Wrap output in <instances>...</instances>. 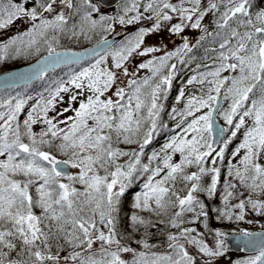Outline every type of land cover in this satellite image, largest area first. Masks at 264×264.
Instances as JSON below:
<instances>
[{"label": "snow or ice", "instance_id": "obj_1", "mask_svg": "<svg viewBox=\"0 0 264 264\" xmlns=\"http://www.w3.org/2000/svg\"><path fill=\"white\" fill-rule=\"evenodd\" d=\"M253 8L254 0H207L206 5L202 0H118L116 14L105 15L92 0H0V30L16 20L30 23L26 31L0 43V62L46 52L28 71L6 80L27 82L59 64H79L85 57L91 61L38 100L22 124V102L0 112V264H197V257L202 264H213L227 254L228 233L216 230L210 246L204 233L185 225L207 220L198 194L209 199L216 194L217 165L241 129L243 138L227 165L223 208L213 211L217 220L237 222L245 219L247 208L264 215V8ZM209 14L214 17L212 31L203 24ZM174 19L178 22L172 23ZM143 21L152 26L125 34L121 41L108 38L117 24ZM165 24L172 35L188 27L199 30L197 45L211 38L216 46L210 49L213 62L204 71L198 65L187 81L201 85L200 95L185 100L180 92L177 103L183 101V107L170 113L175 134L144 164V148L164 110L161 101L196 47L185 37L171 51L166 45L145 46V38ZM94 37L93 47L83 51L63 45L64 40ZM134 57L150 58L130 72L126 65ZM139 70L149 75L137 78ZM121 76L128 78L124 86ZM66 85L78 90L70 104L78 95L84 99L77 108L49 117L61 94L69 92ZM70 110L73 115L58 118ZM217 117L227 127L218 126ZM37 123L43 127L34 132ZM140 179L143 184L128 215L131 233L125 236L120 230L122 198ZM152 229L164 236L163 252L154 251L158 245L149 242ZM232 235L255 252L234 264H264V233L241 230Z\"/></svg>", "mask_w": 264, "mask_h": 264}, {"label": "trees", "instance_id": "obj_2", "mask_svg": "<svg viewBox=\"0 0 264 264\" xmlns=\"http://www.w3.org/2000/svg\"><path fill=\"white\" fill-rule=\"evenodd\" d=\"M15 2L19 3L20 0H15ZM94 4H96L99 8L100 6L96 2V0H92ZM173 3H176L172 0ZM122 3V0H121ZM31 7V5H28ZM118 4L110 9H102L100 8V14L105 15H115L117 12ZM261 8H264V0H254V8L253 10H259ZM99 14H97L98 16ZM214 17L212 14L209 15L207 18L208 21V28L209 31L213 30L214 24H213ZM147 25L142 24H134L130 25V29L126 34H134L140 27L148 28V24L152 23L151 21H146ZM30 27V24L23 29L20 30L17 33H10L6 35L2 40H0V43L6 42L10 40L11 38L17 36L18 34L26 31ZM118 27H123L119 24L115 25V30H117ZM9 28V26L7 27ZM6 28V29H7ZM124 38V36H123ZM123 38L121 40H123ZM98 37H94L91 41L88 40H81L79 42H71L68 40L63 41V45L65 48L73 49V50H79L84 49L86 47H89L96 43ZM120 40V41H121ZM197 41L192 42V45H196V47L193 49V52L189 54V57L187 59V63L185 65H181L178 68V71L176 73V76L173 80L172 86L170 90L167 93V99L162 100L161 102L164 104V110L161 112L159 117V126L152 138V142L147 145L144 148L143 155L141 157L142 163L147 164L148 158L153 152H157L160 150L161 146L172 136L175 134L173 129H175L176 121L173 120L170 116V113L173 108L180 109L183 107V101L180 103H177V97L179 96L180 92L183 91L185 93V100L188 96L192 95H199L194 93L195 88H201V85L198 83H193L191 85L187 84L188 79L196 74L197 66L199 65V71H204V65L205 64H211L213 61L211 57L214 55L210 51L212 47H215L216 45L211 43V38L208 40L202 41L200 44H196ZM172 50V49H171ZM168 50V51H171ZM174 50V49H173ZM46 52H41L39 55H30V56H19L15 59L7 58L3 62H0V74L4 73L6 71L12 70L17 67H21L30 63H33L40 59L42 56H44ZM155 54V55H162ZM150 57H146L142 62H146L147 59ZM90 60L81 62L79 64H73L69 65L67 67L57 69L55 71H52L48 74H46L43 78H39L37 81L25 85L18 88H9L0 90V112H6L9 111L12 107H14L18 102H22V109L21 112L18 115V120L22 124L23 120L27 118L28 113L31 111L32 107L37 103L38 100H40L43 97H47L53 89L57 87V85L64 83L68 81L75 73L80 72L83 68L88 67ZM175 62V61H173ZM128 65V64H127ZM126 65V66H127ZM146 75H149L147 70H139L137 78L144 77ZM225 76L228 75V73H224ZM127 81L124 80V83ZM69 87V92L62 93V100L57 101L56 107L54 111H50L48 113L49 117H55L57 116V113L63 112L65 108H77L79 106L80 100L84 99V95H78L77 101L70 104V97L73 94H77L78 90H76L71 85H66ZM86 95V93H85ZM109 96L112 95L111 92L108 93ZM114 98V97H113ZM223 107H227V102L224 101ZM73 115V112L70 110L68 112H64L63 116L58 117L59 119H65L68 116ZM223 121V120H222ZM64 125H61L63 127ZM43 125L41 123H37L33 126L34 132H39ZM178 132L179 129H176ZM243 132L244 130L241 129L240 132L237 134L235 138L231 139V142L228 144L227 149L225 150V158L222 164H219V167H221V176L220 181L218 183V190L213 198L209 199L205 193L198 194V198L205 203L206 210L208 212V218L205 221L203 217L200 218L199 222L202 226L207 224V227L204 226L205 230H209L207 233L210 235H214L213 233L215 231L211 230H217L219 228L220 231L223 232H232L239 228H245L256 224H263L264 225V215H257L255 211L251 210L250 208H247L245 210V219L243 221H227V220H217L216 216L217 213L213 211L214 208H223V203L221 201L222 198V190H223V183L225 180V177L227 175V165L229 162V159H231L232 152L234 149L239 145L243 138ZM228 137L226 136L225 139ZM120 147L125 148V150H130L132 148H136V145L131 146H125L120 145ZM223 147V146H221ZM127 157L124 158L126 160ZM176 159H179V156H176ZM123 163V160L120 161ZM236 161L233 160L232 163H235ZM209 166H211L209 164ZM74 170L73 172H75ZM190 171H195V169H190ZM203 183L207 185L210 183V179L208 177L204 178ZM143 184V179L138 180L135 182L132 187L127 191L126 195L122 198V212H121V224H120V230L123 232L125 236H127L129 233H131V228L129 227V221H128V215H130L133 211L132 204L134 201L135 194L140 190L141 185ZM79 187V186H78ZM247 195V193H245ZM237 200H233L232 204L237 203ZM37 214H39V209L36 210ZM143 215H147L146 213ZM253 216V219L252 217ZM189 217H186L188 219ZM153 219H155L153 217ZM257 222V223H256ZM196 223V224H197ZM186 226V225H185ZM143 231V229H141ZM153 235L151 240L149 241L152 244L158 245L154 249L156 252H163L164 249V236L160 234V232L157 229L151 230ZM140 234L136 233L134 235L135 240H139ZM127 243L131 244V247L137 249V251L141 250L139 245L132 242L127 241ZM66 254V253H64ZM62 254V255H64Z\"/></svg>", "mask_w": 264, "mask_h": 264}, {"label": "rangeland", "instance_id": "obj_3", "mask_svg": "<svg viewBox=\"0 0 264 264\" xmlns=\"http://www.w3.org/2000/svg\"><path fill=\"white\" fill-rule=\"evenodd\" d=\"M175 2H177V0H173ZM202 3L206 5L207 0H202ZM210 15V14H209ZM209 15L207 17H205L203 24L207 27L208 31V21L207 18L209 17ZM178 21L176 19H174L172 21V23H177ZM28 24L30 23H26L23 20H16L12 25L9 26V28H7L6 30H0V40H2L4 37H6V35L10 34V33H17L20 30L25 29ZM142 25H147L146 21H143L141 23ZM149 27L152 26V23L148 24ZM130 29V26H123V27H118L117 30H115V32L111 35V36H117L119 34H124L127 33ZM202 35V33L199 30H194L191 29L190 27L186 28L184 30L183 33H181L180 35H172L169 33L168 31V25L165 24L162 27V30L159 31L158 33H153L149 36H147L145 38V46H157V47H162L164 45L167 46V50H173L175 47L179 46L182 44V39L181 37H185L188 39V41L190 42V44H192V42L197 41L199 39V37ZM162 53V52H161ZM155 54H160V53H155ZM146 57H134L130 60V62L128 63L127 67L129 69L130 72L137 70V65L139 63L142 62V60H144ZM128 79L127 77H123L121 76L120 78V83H123L124 80ZM121 86H123V84H121ZM194 91H196L198 94L201 93V88H195ZM224 105V104H223ZM219 120L222 122V119L219 118ZM222 194H223V190H222ZM222 201V198H221ZM250 228H252V225L250 226ZM219 230V228L217 229ZM244 230L248 231L249 229L245 228ZM198 232H203L202 229H197ZM227 233V232H226ZM206 240V242L210 245L213 246L214 244V239L208 237V238H204ZM189 251L195 255V250L194 249H189ZM123 258L125 260H130L131 259V254H124ZM245 259L243 257L240 256H233L231 254H226L223 257H217L213 264H234V262L239 261ZM197 264H202V260L197 257Z\"/></svg>", "mask_w": 264, "mask_h": 264}, {"label": "water", "instance_id": "obj_4", "mask_svg": "<svg viewBox=\"0 0 264 264\" xmlns=\"http://www.w3.org/2000/svg\"><path fill=\"white\" fill-rule=\"evenodd\" d=\"M103 5L107 6V7H111L113 5H115L118 0H99ZM121 38V36H116L115 39L117 41H119ZM110 40L113 39V37L109 38ZM93 47V46H92ZM92 47H89V48H92ZM87 48V49H89ZM83 51V50H82ZM89 58L85 57V60H88ZM41 60V59H40ZM83 60V61H85ZM36 63L34 64H31V65H28V66H24V67H21V68H18V69H15V70H12L10 72H7V73H4V74H1L0 75V89H5V88H9V86H7L8 84H12V86L10 87H15V86H21V85H25V84H29L35 80H37L38 78H34L32 79L31 81H27V82H24V81H17L16 83H12L11 81L9 80H6V77H12V76H16L18 73H22V72H26L28 71L31 66L33 65H36ZM64 65H67V64H59L55 67H50L48 69L47 72L51 71L52 69L54 68H57V67H61V66H64ZM223 103V100L220 101V104L222 105ZM217 124L218 126H221L218 121H217ZM220 141V138H218L217 140V143ZM67 171H71V169H67ZM254 233H264V230L263 231H255ZM227 244L229 246V250H235V251H245L247 253H254V251L251 249V248H248V249H245V245L241 242V240L239 239L238 236H233L232 234L228 236V240H227Z\"/></svg>", "mask_w": 264, "mask_h": 264}]
</instances>
